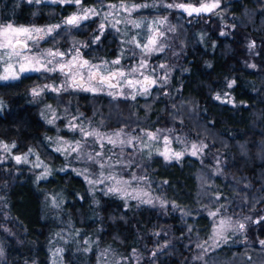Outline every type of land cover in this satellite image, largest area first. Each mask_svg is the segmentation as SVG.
Here are the masks:
<instances>
[{
	"label": "trees",
	"instance_id": "16d2710c",
	"mask_svg": "<svg viewBox=\"0 0 264 264\" xmlns=\"http://www.w3.org/2000/svg\"><path fill=\"white\" fill-rule=\"evenodd\" d=\"M96 1L83 0V5ZM189 1L199 4L203 0ZM0 2L8 6L9 0ZM254 2L231 0V18L227 21L233 28H226V36L220 35L218 16H192L190 23L178 18L183 51L176 61L168 94L152 93L124 103L80 92L69 93L66 98L70 97L73 109L96 122L144 129L172 125L205 139L210 149L221 153L225 163V175L213 179L220 193L245 213L264 217V23L260 20L264 12L253 15L251 23L243 18L245 11L257 7ZM75 9L74 4L20 3L16 17L20 23L47 25L61 21ZM166 12L178 14L158 5L138 12L136 19L148 23ZM95 26L91 20L76 29L67 26L65 45L82 40L87 45L81 48L85 58L110 61L123 55L125 37L135 35L143 43L137 33L143 34L144 28L130 26L122 30L124 33L106 31L93 43ZM247 37L259 42L255 54L247 51ZM27 79L0 86V97L7 100L3 115L7 121L0 125V140L15 144L14 154L29 153L32 146L48 159L51 168L48 176L40 178L25 163H0V241L5 249L0 264H52L55 249L62 250L61 264H103L105 250L117 256L138 251L143 259L137 264H200L193 260L194 250L212 229L211 219L201 210L205 202L199 193L200 161L189 156L180 163L166 162L159 155L144 157L143 168L153 191L170 203L164 210L138 202L126 206L102 188L92 194L81 176L61 168L62 159L54 150L52 138L45 137V133L53 132L46 130L30 100ZM230 81L234 82L231 87ZM225 91L230 92L233 103L216 99ZM262 217L257 223L250 222L248 240L237 254L246 248L254 249V256H262L257 247V240L264 238ZM3 226L9 230L1 231ZM15 243L20 245L17 251L12 247ZM153 251L156 256L151 255ZM231 253L232 247L224 246L214 254L224 257Z\"/></svg>",
	"mask_w": 264,
	"mask_h": 264
},
{
	"label": "rangeland",
	"instance_id": "374dc122",
	"mask_svg": "<svg viewBox=\"0 0 264 264\" xmlns=\"http://www.w3.org/2000/svg\"><path fill=\"white\" fill-rule=\"evenodd\" d=\"M254 1L257 7L255 9H251L252 12H250L249 10L245 11L243 15L245 22L251 23L253 15H257V12H260V11L264 12V0H254ZM119 2L120 0L115 1V2L106 1L104 3L105 4H109V3L118 4ZM125 2L128 4L135 3V4H148L149 5V7L147 8H141L139 11L133 12L132 18H136L137 17L136 14L138 12H142L145 9H149L153 6H158V5L159 6L162 5L165 9L167 10L169 9L171 12H174V13L178 12V14L175 16L171 15L172 13L170 12H166L164 15L156 17L154 19V21H156L159 19H164L165 17L167 18V22L164 25L159 26L160 31L165 34L164 37L160 41V43L164 45V50L162 52H155L151 56H144L141 53L139 48L134 47L132 44H128L127 41L130 38L127 39V37H125V39H123L124 40L123 55L119 57L120 65L109 64V68L117 69V68L123 67L124 70L127 72L129 69L133 67H137L141 59L146 60L147 68L141 69V71L145 72V74L147 75H150L153 79H156L161 76H166V81L165 82L158 81L157 86H153L150 88V94H146V95L137 94L135 99L139 96L147 97L151 95L152 93H161L163 95H166L169 92V87L171 85L173 73H174L175 67L177 66L176 61L179 55L183 51V42L179 38V33H178V25H177L178 18L181 19L183 17V19H185L188 23H190L191 17L192 16L198 17V15L193 14L192 16H189L183 10L176 9V8H167L165 5L169 3H185V4H191L193 6H199L202 2L207 3V2H210V0H203L199 4H195L194 2L189 1V0H171V1L157 0V1H151V2L125 0ZM230 2L231 0H220L219 7L216 8L214 12L209 13V14H203L206 16L214 15V16L219 17L220 27H221L220 35L221 33H225L226 28H230V27L233 28L232 24H230L227 21L228 18H231V15L229 14V10H228L229 8L228 4ZM20 3H26L30 5L32 4L39 5V4H36L35 2L28 3L27 0H9L8 6L7 4L6 5L5 3L1 4L0 2V24L11 23L14 26L48 28L52 25H62L63 21L67 17L73 15L74 13H77L80 7H99L98 0L96 1V3L90 6L83 5V0H82V5L80 6L76 5L75 3H60V4H74L76 9L73 13L62 18L61 21L59 22H55V23H51L47 25H35V24L33 25V24L18 22V17H16V14H17L16 7ZM42 3H52V2H50V0H43V2H41L40 4ZM106 10L107 9L105 8V11ZM126 15L127 13L121 12L119 13L118 18L123 19V17H125ZM223 16L226 18V21L223 19ZM89 20L94 21L96 23L95 28H93L91 32L93 39H94V37L98 34L101 18L97 16ZM260 20H261V23H264V13H263V17H261ZM128 26L130 25H125L123 23L118 25V27L121 28L122 30ZM153 27H157V25H154ZM66 28L67 27H61L59 29H56L54 30L51 36H47L45 39L39 41V50L44 51L47 49H52L53 51L59 50L61 52L68 53L69 51L73 50L75 46L76 48H79L82 54L81 48L84 46V42L82 40L70 46L65 45L64 32ZM71 28L76 29L75 27H71ZM169 28H173L174 31H169ZM131 29H134V28L131 27ZM109 30H114V29L106 25L103 31V35L105 34L106 31H109ZM121 32L124 33L123 31ZM71 41H76V39L71 38ZM255 42L257 44L256 46L250 47L249 45L247 47V51L249 55L255 54V52L258 50L259 42L257 41ZM36 51L37 50L34 48L33 52H36ZM166 53L168 55H164ZM159 57L161 58L163 57V58L161 59ZM83 58L88 60L90 64H101L103 62V61H90L84 56ZM65 59H68V57L66 56ZM112 60H115V59H112ZM252 62L253 61L251 57V63ZM161 64L165 65L166 67L164 68L159 67V65ZM250 66L253 67L252 64ZM3 67L4 65L0 63V75L3 74ZM152 69H155V71H152ZM31 74L34 75V79H38V80H36L35 81L36 83L35 84L33 83L32 88L29 89L30 100L37 107L39 117L43 121L46 130L48 131V129H50V131L53 132L51 135H47L48 133H45L46 134L45 137L47 138V140H50L52 138L53 143H54V150L56 153H58L59 157L62 159L61 161L62 169L71 170L72 172L77 174V171L83 172L84 169L87 168L88 174L90 175L91 178H95L96 174L99 171L96 165L91 164V163L85 164L82 160H77L76 153H72L66 158L64 154H61V152L56 151V148L58 146L57 138H61L68 142H74L75 140L81 139V135L79 132H72L69 130L67 126L68 121L71 120L73 117H77V116L80 117V119L75 120V123L77 125L83 122L85 126L89 128V130L96 129L100 131L101 133L112 134L122 129L124 133V136H122L123 139H127L128 136H132V137L142 136L145 131L157 133V130H159V133H158L159 135L167 136L168 139L170 140V145H169L170 154L171 152H180L184 149H188V151L185 152L184 155L179 160H176V159L166 160L164 156L159 155L157 152V149H159L160 151L164 150V144L162 141L159 143L150 141L149 147L144 148L142 143L137 145L136 141L133 140L132 147H125L123 150L122 159L125 163H128L129 161H131L132 163L129 168L123 170L122 172L123 178L130 179V174L132 173H134L137 177H143L142 180L132 182V189H135L137 192H139L143 199L151 198L153 201L152 204H145V203H140L138 200H135V199H127V202L125 199H122L125 202L126 206L130 205L132 202H138L140 204L158 208L159 210L160 209L164 210L170 205L169 201H167L163 196H160L153 191L150 185V182L147 176L145 175V170L143 168L144 161H145L144 157H150L152 155H159L166 162L175 161L179 163L182 162V160L187 156L193 157L199 160L200 163L202 164V170L199 173V178L201 180L199 182L200 183L199 193H200V200H202L205 203L201 205V210L205 214H207L212 221V229H211V233L209 237L205 239L204 241L198 243V244H203L204 248H207L208 251L204 252L202 248H199L196 246L194 250V254H193V260L200 264H264V245L260 243L261 241H264V238L263 239L260 238L259 240H257V247H259L258 251L262 252V256H254L252 253L254 249L251 251L250 250L248 251V250H245L246 248L245 249L242 248L237 254L239 247L243 243H246L248 240L247 235H248V228H249L250 222L254 221L255 223H257L262 216L256 217V216H251V214L249 213H245L244 210L240 208L238 209L237 205L235 204L232 205L231 203H229L228 199L224 198V196H227V195H223V193H220V190L214 184L213 179L215 177L225 175V163H224L223 157L221 156V153L210 149L208 141H206L203 138L192 137L172 125L158 126L155 129H144V128L138 127L137 125L115 127V126H110L109 122H104L102 120H100V122L93 121L90 118H88L87 115L84 114V112L80 111L79 109L78 110L73 109L70 103V97L66 98V95L69 93L80 92L81 94L88 95V96H96V97L101 96L99 98H104V100L108 102L115 101L117 103L134 101L135 99H132L131 97L125 98L124 95L119 94L117 89H109L107 87H105L103 90H100V91H82V90H74L72 88H69L67 91L61 90L59 93H57V92H53L45 88V85H51L53 87L61 85L63 81L65 80V77L61 75V73H59L58 71L55 73L30 72V73L20 74V77L24 75H31ZM136 78L142 79V77H139V76H137ZM8 81H13V80L12 79H9L7 81L0 80V82H8ZM161 83H162V86H161ZM230 83L231 81L229 82V84ZM85 86L87 87L88 85H85ZM121 87L123 88L124 93H129L131 91L129 88L124 87L123 85H121ZM33 89H37V90L43 89V90L40 92V95L37 96V95H33ZM109 91L117 93L115 98L107 94ZM217 96L220 97L219 99L220 101H227V102L230 101V103L234 102L233 97L229 91H225L222 94H217L216 97ZM49 106H51V108H49ZM53 112L55 113L56 119L54 120L53 123L50 124L48 120L52 119ZM89 139L91 140V138ZM0 142H2L3 144H8V143H5V141L3 140H0ZM193 143L197 145L203 144V145H206L207 147L203 149L202 153H198L196 156H193L190 154L191 145ZM86 147L88 148V151H93V147L91 145H86ZM108 147H111V146L105 145L104 150L107 151ZM95 148L98 149L99 145L98 144L95 145ZM142 148H143V151L140 150ZM30 150L32 151L31 153L28 150L29 153H15V154L13 153L14 148L11 149L10 153H5V152L0 151V161H2L0 163H3V162L7 163L9 161H12L13 163L17 164L15 160L12 159V156L27 155L28 163H25V164L30 166L33 172H36L38 176H41V174L45 172V169L43 167H39V168L35 167V164L38 162H42L43 165L47 166L48 172L45 176H48L50 174V168H51L50 167L51 165L48 162V159H46V157H43L40 151L34 150L32 146L30 147ZM113 151L119 154L121 149L117 147ZM149 152H151V155H149ZM116 159H117V156L114 155L113 160L115 161ZM104 171H105V174H107L109 169H105ZM116 171L120 173L121 168L118 166L116 168ZM79 176H81L86 181V183L89 186V190L91 191L92 194H95V192L99 188H102V189L105 188V184H100L94 187L93 185H90L87 182L84 175H79ZM207 187H209V189H207ZM218 190H219V193H217ZM144 193H147V196H145ZM217 196H219V199H217ZM161 202H163V206ZM217 211L219 215H217L215 218L209 215V212H217ZM182 212H184L185 214H189L188 211H179V213H182ZM221 217H224V218L230 217L232 221V227L231 229L225 231L224 233V235L227 237L226 242L224 240H221L220 243L214 248L209 247V245L214 243L213 229L216 227V224H214V220L218 221ZM237 222L243 223L245 225L244 229L242 230L239 229ZM8 230L9 228L3 226L1 231H8ZM217 239L219 238L217 237ZM224 246L232 247V253H231L232 255L224 256V257H222L221 255V257H219L214 254ZM12 247L15 251H17L20 245L19 243H15L12 245ZM0 249H2L3 255H4L5 249L1 241H0ZM56 250L57 249H55L53 253L52 264H61L62 260L60 257V253L57 252ZM102 253H103L102 255L103 264H117V262H119V264H137L143 259V254L138 251H135L128 256H117V255H114L113 251H110V250H105ZM3 255L0 256V259L3 258ZM198 257H202V258H198Z\"/></svg>",
	"mask_w": 264,
	"mask_h": 264
},
{
	"label": "snow or ice",
	"instance_id": "6c2138e0",
	"mask_svg": "<svg viewBox=\"0 0 264 264\" xmlns=\"http://www.w3.org/2000/svg\"><path fill=\"white\" fill-rule=\"evenodd\" d=\"M27 2L40 4L43 0H27ZM50 2L75 3L78 6L82 5V0H50ZM219 4L220 0H210V2L207 3L202 2L199 6H193L185 3H169L165 6L167 8L183 10L189 16H192L194 13L199 16L201 13L214 12V10L219 7ZM98 5L99 7H80L79 11L67 17L63 21L62 25H52L48 28L14 26L11 23L0 24V63L4 65L3 74L0 75V80H16L19 79L20 74L23 73H55L58 71L65 77L63 83L55 87L45 85V88L53 92L59 93L61 90L67 91L69 88L82 91H100L107 87L109 89H117L119 94L124 95L125 98L131 97L132 99H135L137 94H150V88L157 86L158 81L165 82L166 76L153 79L150 75L141 71V69L147 68V62L144 59L139 61L137 67H133L126 72L123 67L117 69L109 68V64L120 65L119 58L112 61H103L101 64H90L88 60L83 58L79 48H76L75 46L73 50L68 53L61 52L59 50L53 51L52 49L44 51L39 50V41L45 39L47 36H51L54 30L67 26L79 28L82 22L97 16L101 18V22L98 34L94 37L93 43L100 40L106 25L117 32H121L122 29L119 28L118 25L123 23L125 25H130L135 29L144 28L143 34L137 33V35H142L143 43L140 40H137L135 35L127 41L128 44H132L134 47L139 48L144 56H151L155 52H162L164 50V45L161 44L160 41L165 34L160 31L159 26L164 25L167 22V18L165 17L164 19L148 23L132 18L133 12L139 11L141 8L149 7L148 4H128L125 0H120L118 4H105L104 0H98ZM105 8L107 9L106 11ZM121 12L127 13L123 19L118 18L119 13ZM153 25H157V27H153ZM169 31H174V29L169 28ZM223 34L224 33H221V35ZM84 46L87 47V45ZM254 46V43L250 45V47ZM34 48L37 50L36 52H33ZM66 56L68 59H65ZM159 67L164 68L166 66L161 64ZM152 71H155V69H152ZM137 76L142 77V79H137ZM232 83L228 86L231 87ZM85 85L88 86L86 87ZM121 85L129 88L131 91L129 93H124ZM42 90L43 89H33V95H40ZM107 94L113 96L114 98L117 95V93L111 91ZM216 99H220V97L217 96ZM49 108H51V106H49ZM55 119L56 116L53 112L52 119L48 120V122L51 124ZM77 119H80V117H73L68 121L67 126L70 131L79 132L81 139L75 140L74 142H68L61 138H57L58 146L56 151L64 154L66 158L72 153H76L77 160H82L85 164L91 163L96 165L99 171L95 178L90 177L87 168H85L83 172L77 171V175H84L87 182L94 187L100 184H105V188L103 189L105 194L115 195L121 199H125L126 202L127 199H135L140 203H153L151 198L143 199L139 192L132 189V182L142 180L143 177H137L134 173H132L130 174V179H124L122 175L123 170L129 168L132 163L131 161L128 163L123 161V150L125 147H132L133 140L136 141L137 145L142 143L144 148L149 147L150 141L157 143L162 141L164 144V150L160 151L157 149V152L159 155L164 156L166 160H179L184 153L188 151V149H184L180 152H171L170 154V140L167 136L159 135V130H157V133L145 131L142 136H128L127 139H123L122 136H124V133L122 129L112 134L101 133L96 129L89 130L83 122L77 125L75 123V120ZM89 138H91V140ZM97 144L99 145L98 149L95 148V145ZM86 145H91L93 147V151H88ZM105 145H110L111 147H108L107 151H105ZM15 147V144L8 145L0 142V151L2 152L10 153L11 149ZM117 147L121 149L119 154L113 151ZM205 147L207 146L193 143L191 145L190 154L196 156L198 153H202ZM140 150L143 151V148ZM114 155L117 156L115 161L113 160ZM149 155H151V152H149ZM12 159H14L17 164L28 163L27 155H15L12 156ZM118 166L121 168L120 173L116 171ZM35 167H43L45 169V172L40 176V178H44L48 172L47 166L43 165L42 162H38L35 164ZM105 169H109L107 174H105ZM144 195L147 196V193H144ZM217 199H219V196H217ZM161 203L163 206V202ZM209 215L215 218L219 215V213L218 211L209 212ZM262 219H264V217H262ZM237 223L239 229H244L245 225L243 223ZM214 224H216V227L213 229L214 243L209 245V247L213 248L217 246L221 240L226 242L227 237L224 233L225 231L231 229L232 221L230 217H221L218 221L214 220ZM157 235L159 234L157 233ZM217 237L219 239H217ZM260 243L264 245V241H261ZM164 247H167V244H165ZM197 247L202 248L204 252L208 251L207 248H204L203 244H198ZM56 251L60 252L62 250L57 249ZM157 251H163V248H158ZM156 254V251L151 253L152 256H156ZM2 255L3 251L0 249V256ZM117 264H119V262H117Z\"/></svg>",
	"mask_w": 264,
	"mask_h": 264
},
{
	"label": "flooded vegetation",
	"instance_id": "af4514ba",
	"mask_svg": "<svg viewBox=\"0 0 264 264\" xmlns=\"http://www.w3.org/2000/svg\"><path fill=\"white\" fill-rule=\"evenodd\" d=\"M223 19L226 21V18L223 16ZM223 36H226L225 33L223 34ZM225 38V37H224ZM247 47L251 44H255V46L257 45L256 44V40L253 39L252 37H247ZM23 78H28L27 79V83L26 85L30 84L31 86L29 87V89L32 88V84L33 83V79H34V75H24L22 77H20V79H17V80H13V81H8V82H0V86H7L9 84H15V83H18L20 82L21 80H23ZM29 89H28V93H29ZM6 108H7V100L5 97H0V125H2V123H5L7 121V119L3 118V115L5 114L6 112Z\"/></svg>",
	"mask_w": 264,
	"mask_h": 264
},
{
	"label": "water",
	"instance_id": "95a60500",
	"mask_svg": "<svg viewBox=\"0 0 264 264\" xmlns=\"http://www.w3.org/2000/svg\"><path fill=\"white\" fill-rule=\"evenodd\" d=\"M195 14V13H194ZM201 14H209V13H201ZM196 15V14H195Z\"/></svg>",
	"mask_w": 264,
	"mask_h": 264
}]
</instances>
